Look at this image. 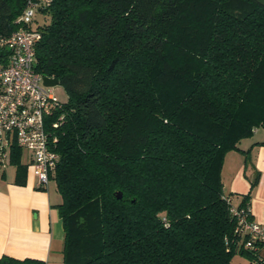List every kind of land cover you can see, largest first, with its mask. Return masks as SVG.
<instances>
[{
  "label": "trees",
  "instance_id": "1",
  "mask_svg": "<svg viewBox=\"0 0 264 264\" xmlns=\"http://www.w3.org/2000/svg\"><path fill=\"white\" fill-rule=\"evenodd\" d=\"M26 2L0 0V32L18 27ZM38 13L33 70L67 92L45 119L59 154L62 264H264L263 242L244 246L221 178L226 152L264 127V6L50 0ZM21 154L12 144L16 183ZM0 264L47 263L3 254Z\"/></svg>",
  "mask_w": 264,
  "mask_h": 264
},
{
  "label": "built area",
  "instance_id": "2",
  "mask_svg": "<svg viewBox=\"0 0 264 264\" xmlns=\"http://www.w3.org/2000/svg\"><path fill=\"white\" fill-rule=\"evenodd\" d=\"M50 0H27L16 18L18 27L9 34L0 32V46L7 49V60L0 63V170L10 164L11 146L16 144L29 154L36 176V187L46 188L59 154L54 149L55 137L47 129L45 119L60 106L52 87L42 83V75L33 70L34 46L40 31L34 27V16ZM53 120L51 126H56ZM232 203V198L228 197ZM236 217V230L246 235L244 246L254 241L264 243V218L256 220L249 205H230Z\"/></svg>",
  "mask_w": 264,
  "mask_h": 264
},
{
  "label": "crops",
  "instance_id": "3",
  "mask_svg": "<svg viewBox=\"0 0 264 264\" xmlns=\"http://www.w3.org/2000/svg\"><path fill=\"white\" fill-rule=\"evenodd\" d=\"M237 146L238 149L229 150L224 156L223 189L231 193L232 202L237 205L258 172L249 207L253 218L261 220L264 218V127L254 129L252 135L240 139ZM21 161L26 165L23 183L14 181L13 164L0 170V256L30 257L47 264H61L63 229L54 206L60 201V194L55 186L36 187L37 179L25 150H22ZM260 253L264 255V244Z\"/></svg>",
  "mask_w": 264,
  "mask_h": 264
},
{
  "label": "rangeland",
  "instance_id": "4",
  "mask_svg": "<svg viewBox=\"0 0 264 264\" xmlns=\"http://www.w3.org/2000/svg\"><path fill=\"white\" fill-rule=\"evenodd\" d=\"M34 17H35V19H38L39 21L42 20L41 13L36 12V14H35ZM51 87H52V91H53L54 96H55L60 102H65V101L67 100V92H66V90H65V88H64V86H63V84H61V83H57V84H55V85H53V86H51ZM8 168H10V171L12 170V167H11V166H9ZM54 184H55L54 179L51 177V178L49 179L48 185H49L50 187H54V186H55ZM238 260L241 261L242 259L240 258L239 255H235V256L232 258V263H233V264H242V263H243V262H240V263H239ZM59 261H60V262L62 261V257H60ZM59 264H60V263H59ZM61 264H62V262H61Z\"/></svg>",
  "mask_w": 264,
  "mask_h": 264
},
{
  "label": "water",
  "instance_id": "5",
  "mask_svg": "<svg viewBox=\"0 0 264 264\" xmlns=\"http://www.w3.org/2000/svg\"><path fill=\"white\" fill-rule=\"evenodd\" d=\"M255 1H257L258 3L264 6V0H255ZM41 78H42V83L46 86H53L58 83V80L54 77L42 76ZM117 197H121L120 191H117Z\"/></svg>",
  "mask_w": 264,
  "mask_h": 264
}]
</instances>
